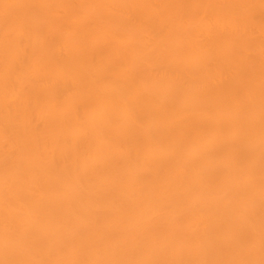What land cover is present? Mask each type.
Listing matches in <instances>:
<instances>
[{
  "label": "bare ground",
  "instance_id": "1",
  "mask_svg": "<svg viewBox=\"0 0 264 264\" xmlns=\"http://www.w3.org/2000/svg\"><path fill=\"white\" fill-rule=\"evenodd\" d=\"M0 264H264V0H0Z\"/></svg>",
  "mask_w": 264,
  "mask_h": 264
}]
</instances>
